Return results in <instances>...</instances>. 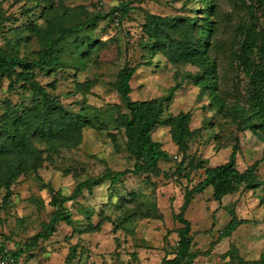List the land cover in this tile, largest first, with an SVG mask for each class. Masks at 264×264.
<instances>
[{
    "label": "rangeland",
    "instance_id": "obj_1",
    "mask_svg": "<svg viewBox=\"0 0 264 264\" xmlns=\"http://www.w3.org/2000/svg\"><path fill=\"white\" fill-rule=\"evenodd\" d=\"M122 1L125 0H0L3 29L0 44H4L5 36H14L8 32L10 29L25 27L23 32L30 39L20 55L31 61L38 58L40 45L37 37L26 30L29 24L42 28L46 19L61 16L73 25L95 13L108 16L93 34L100 44L96 43L86 65H67L52 75L37 70L38 81L58 96L68 111H85L95 124L84 129L82 143L76 149L62 148L51 155L44 144L33 140L44 153L39 167L22 175L12 186L8 204L3 202L5 191L0 190V248L4 245L8 251H17L31 245L34 236L52 219L54 194L69 197L78 184L88 179L134 168V159L125 149L124 133L110 120L125 112L116 82L127 60L138 66L131 81L132 100L165 97L175 90L171 102L166 104L165 116L182 112L191 116L193 136L187 142V149L179 151L171 127H157L152 137L168 154L159 163V176L129 175L112 190H109L110 182L85 189L75 201L63 207L72 214L71 224L60 222L47 240L30 247L18 260L0 264H161L166 258L172 259L178 247V230L184 226L177 216L184 206L186 190L195 188L204 179V171L184 178L175 173L176 165L186 166L196 160L205 167L223 165L235 147L238 170L243 172L259 162L256 174L263 185L258 189L242 185L221 204L214 200L212 188L192 197L184 212L191 226L192 251L199 254L192 264H249L260 260L264 254L262 137L241 130L238 119L212 108L208 94L195 86L188 75L198 73V68L174 66L162 54L144 48L148 41L142 30L146 12L160 16H201L194 12L199 8L198 3L196 0L134 1L131 11L121 19L111 13ZM50 6L53 10L47 14L45 7ZM223 9L229 10L226 4ZM144 56H147L145 60ZM9 86L8 80L0 79V115L5 100L30 104L26 92L11 90ZM233 88L232 83H219L221 92L229 90L232 94L228 100L235 96ZM239 94L244 95L243 90ZM233 215L247 223L231 237L223 238ZM91 227L92 232L86 231Z\"/></svg>",
    "mask_w": 264,
    "mask_h": 264
},
{
    "label": "trees",
    "instance_id": "obj_2",
    "mask_svg": "<svg viewBox=\"0 0 264 264\" xmlns=\"http://www.w3.org/2000/svg\"><path fill=\"white\" fill-rule=\"evenodd\" d=\"M134 1L139 0L122 1L112 10V16L117 14L124 19ZM196 3L199 8L194 12L201 16H160L146 12L142 30L148 41L144 48L150 53L162 54L174 66L181 64L198 68V73L188 75L195 86L208 94L212 108L219 114L238 119L241 130L262 137L264 142V0H196ZM223 4L229 10L223 9ZM45 10L50 14L53 9L50 6ZM107 17L103 13H95L86 20L69 25V20L60 16L46 19L47 23L42 28L29 24L26 30L37 37L40 45L38 58L32 61L20 55L30 39L23 32L25 27L10 29L8 32L14 36L3 38L4 44H0V79L8 80L11 90L21 89L30 97L28 106L5 100L0 115V190L5 191L4 204H8L12 186L18 179L27 172H35L44 159V153L35 145L34 139L44 144L52 155L62 148H78L84 129L95 124V120L89 118L85 111H68L60 98L48 92L38 81L37 70L52 75L67 65H86L96 43L100 44L93 34L98 24ZM2 30L0 21V35ZM64 54L69 56L63 58ZM146 58L143 57L144 60ZM137 70L138 66L127 60L119 72L116 87L125 112L110 119L115 128L124 133L125 149L134 159V168L107 172L97 179H88L78 184L74 194L69 197L54 194L51 205L55 211L44 230L34 236L31 245L17 251H8L2 245L0 262L18 260L30 247L51 237L60 222L71 224L72 214L63 207L75 201L85 189L91 190L110 182L109 190H112L118 184H123L129 175L159 176V163L166 160L168 154L161 143L152 137L157 127H171L173 141L179 151L185 152L187 142L193 136L191 116L184 112L165 116L175 90L165 97L132 100L131 81ZM231 76L233 78L230 80ZM220 81L226 85L233 84V100H228L229 96L232 97L229 90L220 91ZM14 84L20 86L15 87ZM240 90L244 95L239 94ZM237 151L235 147L229 161L215 167H205L199 160L186 166H183L184 163L176 165L175 173L180 176L189 178L193 172L204 171V179L195 188L186 190L184 206L177 216L184 226L178 230L175 256L164 259L161 264H192L199 257L197 252L192 251L189 236L191 226L184 218V212L194 195L212 188L214 200L221 204L226 196L234 194L242 185L248 189H258L263 185L256 174L260 163L239 171ZM246 223V220L233 215L222 234L223 238L231 237ZM86 231L92 232L93 227ZM233 251L237 254L236 249ZM262 262L264 254L260 260L249 264Z\"/></svg>",
    "mask_w": 264,
    "mask_h": 264
}]
</instances>
